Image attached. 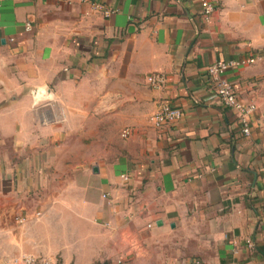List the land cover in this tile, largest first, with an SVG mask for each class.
Masks as SVG:
<instances>
[{"label":"crops","instance_id":"crops-1","mask_svg":"<svg viewBox=\"0 0 264 264\" xmlns=\"http://www.w3.org/2000/svg\"><path fill=\"white\" fill-rule=\"evenodd\" d=\"M201 12L0 0V264H264V0ZM251 57L226 76L257 107L247 136L207 68ZM163 101L183 117L157 129Z\"/></svg>","mask_w":264,"mask_h":264},{"label":"built area","instance_id":"built-area-1","mask_svg":"<svg viewBox=\"0 0 264 264\" xmlns=\"http://www.w3.org/2000/svg\"><path fill=\"white\" fill-rule=\"evenodd\" d=\"M221 1L222 0H198L202 9V16L206 21L212 18ZM93 6L94 9L102 13L105 18H110L117 13V10L109 9L96 3L93 4ZM26 30L29 32L32 31L31 22L26 23ZM258 59L259 57H251L244 61H219L207 68L208 78L214 86V89L220 98L221 104L224 108H230L237 111L239 119L244 126L243 133L247 136L250 135L249 116L256 111L257 107L254 104H247L240 99L234 90L232 83L226 76L228 72L238 69L243 65L254 64L258 61ZM147 82L152 88L158 90L164 88L167 82V77L163 73H155L147 77ZM182 117L183 112L181 109L173 106L168 101H163L160 103L157 112L150 117V123L155 128L161 129L178 122L182 119ZM130 135V129H125L121 134L124 139L130 137ZM122 178L125 181L129 180V178L125 175L122 176ZM249 245L252 246L251 242H249ZM119 263H122V261H119ZM14 264H58V262L49 258H36L28 256L15 260Z\"/></svg>","mask_w":264,"mask_h":264},{"label":"water","instance_id":"water-1","mask_svg":"<svg viewBox=\"0 0 264 264\" xmlns=\"http://www.w3.org/2000/svg\"><path fill=\"white\" fill-rule=\"evenodd\" d=\"M46 92V91H45Z\"/></svg>","mask_w":264,"mask_h":264}]
</instances>
